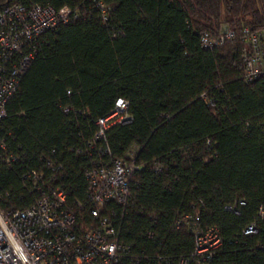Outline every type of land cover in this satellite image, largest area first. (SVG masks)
<instances>
[{"label": "trees", "instance_id": "obj_1", "mask_svg": "<svg viewBox=\"0 0 264 264\" xmlns=\"http://www.w3.org/2000/svg\"><path fill=\"white\" fill-rule=\"evenodd\" d=\"M99 1L106 22L93 0H0L77 13L42 33L6 103L0 206L39 196L31 169L40 185H63L69 204L85 201V170L122 158L139 165L125 207L108 204L123 212L124 242L194 264L193 232L213 227L221 245L209 264H264V76L243 78L240 39L200 43L222 25L264 27V0ZM118 98L131 120L106 128L110 156H88L97 120ZM250 224L256 231L245 233Z\"/></svg>", "mask_w": 264, "mask_h": 264}, {"label": "built area", "instance_id": "obj_2", "mask_svg": "<svg viewBox=\"0 0 264 264\" xmlns=\"http://www.w3.org/2000/svg\"><path fill=\"white\" fill-rule=\"evenodd\" d=\"M93 1L106 22V7L99 0ZM76 16L69 6L55 9L47 4L14 2L0 8V120L6 114L8 99L34 58L39 37ZM236 38L243 42V78L251 81L264 76V27L233 29L222 25L215 35L204 31L200 43L210 49ZM126 107L127 101L118 98L109 114L97 120L98 130L86 143L88 156H91L89 149L98 156L105 152L110 156L105 130L113 123L131 120L125 113ZM6 147L5 140L0 138V160L9 163L10 157L3 155ZM138 166L122 158L99 159L84 172L85 201L76 200L73 205L69 204L63 185H40L43 174L31 169L28 176L32 188L40 190L39 196L22 209L0 206V264H170L171 255L160 248L149 254L133 242H124L121 239L123 212L119 214L108 207L110 202L125 207L131 178ZM175 227H179L178 222ZM255 231L254 224L245 229V233ZM193 233L190 259L194 264H209L221 245L218 230L210 227Z\"/></svg>", "mask_w": 264, "mask_h": 264}]
</instances>
